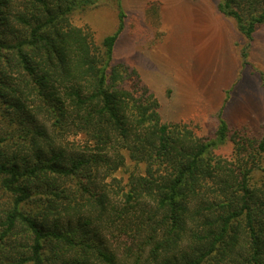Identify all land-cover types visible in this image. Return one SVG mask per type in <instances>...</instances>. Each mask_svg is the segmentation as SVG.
<instances>
[{"label":"trees","instance_id":"obj_1","mask_svg":"<svg viewBox=\"0 0 264 264\" xmlns=\"http://www.w3.org/2000/svg\"><path fill=\"white\" fill-rule=\"evenodd\" d=\"M97 1L0 0V264H264V134L231 129L222 109L213 137L164 121L115 59L124 10L101 44L75 25ZM218 10L247 57L264 0Z\"/></svg>","mask_w":264,"mask_h":264},{"label":"rangeland","instance_id":"obj_2","mask_svg":"<svg viewBox=\"0 0 264 264\" xmlns=\"http://www.w3.org/2000/svg\"><path fill=\"white\" fill-rule=\"evenodd\" d=\"M220 1L121 0V5L120 0H99L96 6L76 11L73 21L101 44L118 28L119 7L124 10L125 28L115 59L138 70L143 84L158 98L164 121L189 122L199 134L213 137L222 109L231 129L245 127L261 137L264 25L243 57L248 41L235 19L218 10ZM64 142L75 152L87 151L89 144L84 133L67 134ZM115 233V228H103L101 236L119 248Z\"/></svg>","mask_w":264,"mask_h":264}]
</instances>
